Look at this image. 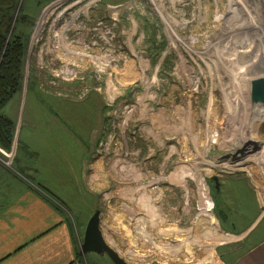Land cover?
Instances as JSON below:
<instances>
[{"label":"rangeland","instance_id":"obj_1","mask_svg":"<svg viewBox=\"0 0 264 264\" xmlns=\"http://www.w3.org/2000/svg\"><path fill=\"white\" fill-rule=\"evenodd\" d=\"M18 1L14 19L34 22L23 91L0 115L24 98L23 134L55 133L43 117L85 142L95 129L94 204H68L79 232L99 211L129 264H209L223 237L208 179L248 176L264 209V0Z\"/></svg>","mask_w":264,"mask_h":264},{"label":"crops","instance_id":"obj_2","mask_svg":"<svg viewBox=\"0 0 264 264\" xmlns=\"http://www.w3.org/2000/svg\"><path fill=\"white\" fill-rule=\"evenodd\" d=\"M124 68L125 76H132L133 65ZM23 100L18 99L13 117L5 116L16 124L10 150L0 144V264H113L104 256L81 254L85 231L79 232L68 208L70 200L92 199L86 169L95 129L85 142L65 132L58 117H43L55 133L23 134ZM209 155L224 158L220 151ZM227 176L219 178L215 212L223 240L209 264H264L260 199L248 176ZM234 186L244 192L239 199Z\"/></svg>","mask_w":264,"mask_h":264},{"label":"trees","instance_id":"obj_3","mask_svg":"<svg viewBox=\"0 0 264 264\" xmlns=\"http://www.w3.org/2000/svg\"><path fill=\"white\" fill-rule=\"evenodd\" d=\"M18 2L0 0V110L23 91L29 35L22 31L21 26L32 27L34 21L25 14L17 15L14 19ZM17 24L20 25L19 29L16 28ZM15 130L16 124L0 115V144L7 151L12 146Z\"/></svg>","mask_w":264,"mask_h":264},{"label":"water","instance_id":"obj_4","mask_svg":"<svg viewBox=\"0 0 264 264\" xmlns=\"http://www.w3.org/2000/svg\"><path fill=\"white\" fill-rule=\"evenodd\" d=\"M254 86V102L256 106H264V79L257 80ZM208 184L217 198L221 194V184L217 176L210 177ZM93 253L99 256H106L113 264H129L121 258L116 251L106 243L100 226V212L96 211L89 220L84 234L81 254Z\"/></svg>","mask_w":264,"mask_h":264},{"label":"bare ground","instance_id":"obj_5","mask_svg":"<svg viewBox=\"0 0 264 264\" xmlns=\"http://www.w3.org/2000/svg\"><path fill=\"white\" fill-rule=\"evenodd\" d=\"M247 14H248V13H247ZM244 17H247V15L245 14ZM247 18H248V17H247ZM229 35H230V34H229ZM234 35H235V34H234ZM230 36H231V35H230ZM258 48H259V47H258ZM260 69H261V68H260ZM260 69H258V71H260ZM256 80H259V78L256 79ZM256 80H255V81H256Z\"/></svg>","mask_w":264,"mask_h":264},{"label":"built area","instance_id":"obj_6","mask_svg":"<svg viewBox=\"0 0 264 264\" xmlns=\"http://www.w3.org/2000/svg\"><path fill=\"white\" fill-rule=\"evenodd\" d=\"M207 189H208V188H207ZM206 196H207V194H206ZM208 199H209V198H208ZM211 203H212V202H211ZM212 204H213V203H212ZM213 206H214V205H212L211 208H213Z\"/></svg>","mask_w":264,"mask_h":264}]
</instances>
